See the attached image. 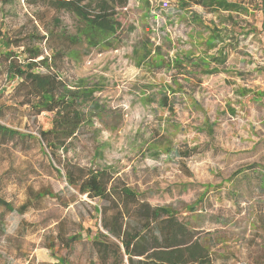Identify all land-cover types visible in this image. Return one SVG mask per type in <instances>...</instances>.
I'll list each match as a JSON object with an SVG mask.
<instances>
[{
    "label": "rangeland",
    "instance_id": "1",
    "mask_svg": "<svg viewBox=\"0 0 264 264\" xmlns=\"http://www.w3.org/2000/svg\"><path fill=\"white\" fill-rule=\"evenodd\" d=\"M237 1L240 12L126 0L116 8L120 41L89 48L63 44L61 33L75 30L70 13L0 0V49L6 41L17 54L26 49L20 59L27 48L41 52L35 61L52 58L68 86L91 89L96 104L59 162L38 135L52 114L19 105L14 80L0 72V123L33 136L25 148L0 144V197L17 208L29 188L49 191L22 214L0 205V264H100L86 228L100 226L103 201L67 184V162L105 170L109 185L172 208L210 264H264V0ZM212 28L220 33L210 48ZM218 49L225 61L203 74L196 64ZM78 234L70 246L59 239Z\"/></svg>",
    "mask_w": 264,
    "mask_h": 264
},
{
    "label": "trees",
    "instance_id": "2",
    "mask_svg": "<svg viewBox=\"0 0 264 264\" xmlns=\"http://www.w3.org/2000/svg\"><path fill=\"white\" fill-rule=\"evenodd\" d=\"M25 1L29 4L45 3L55 10L73 15L74 33L63 31V44L74 46L85 43L89 48H113L120 41L121 25L116 8L124 7L126 0ZM189 3L210 11L240 12L244 9L241 1L237 0H187V4ZM211 33L212 40L208 43L210 48L216 45L215 40L219 37L220 30L212 28ZM5 42H1L5 45L0 49V72L9 81L14 80L12 96L19 105L26 104L28 111L34 114L42 111L52 114L50 126L40 129L38 135L52 159L60 162V155L68 151L73 139L92 120L91 111H96L93 91L68 86L53 66L55 61L52 58L51 61L47 57L40 61L34 60L41 54L38 50L27 48L28 57L20 59L18 54L25 53L26 49L17 54L8 50L9 43ZM65 49L60 46L53 56L62 55ZM226 57L227 53L218 49L215 54H207L196 66L203 74H213L219 71L217 64H222ZM186 58L181 59L188 60ZM176 62L181 64V60ZM39 66L43 70H38ZM29 138L33 136L0 123V144L11 143L20 148L24 145L25 148ZM62 168L68 185L80 194L103 201L98 207L101 214L100 226L93 233L91 228H86L100 264H117V259L123 256L126 264H210L208 248L195 230L179 219L172 208L152 206L147 201L145 192L134 190L125 184L109 185L105 170H85L71 162L62 164ZM56 172L59 174L60 170L56 169ZM46 194L49 191L29 188L27 200L17 208L1 197L0 205L8 211L16 210L22 214ZM80 237V234L66 237L59 235L61 242H65L67 246Z\"/></svg>",
    "mask_w": 264,
    "mask_h": 264
},
{
    "label": "built area",
    "instance_id": "3",
    "mask_svg": "<svg viewBox=\"0 0 264 264\" xmlns=\"http://www.w3.org/2000/svg\"><path fill=\"white\" fill-rule=\"evenodd\" d=\"M235 264H242V263L238 262V263H235Z\"/></svg>",
    "mask_w": 264,
    "mask_h": 264
}]
</instances>
